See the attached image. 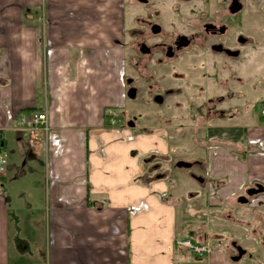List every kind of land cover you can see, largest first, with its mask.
I'll list each match as a JSON object with an SVG mask.
<instances>
[{
    "label": "crops",
    "instance_id": "0c3cea01",
    "mask_svg": "<svg viewBox=\"0 0 264 264\" xmlns=\"http://www.w3.org/2000/svg\"><path fill=\"white\" fill-rule=\"evenodd\" d=\"M123 1L0 0V144L16 133L10 150L23 162L8 161L0 176V264H12V245L21 256L37 252L36 264L42 255L44 264H242L264 249V193L238 203L264 188V120L209 134L194 157L206 161L205 182L187 173L196 186L186 191L172 174L180 169L169 131L132 129L109 113L126 102V70L100 69L94 52L124 42ZM116 24L119 39L102 42ZM35 112L50 128L40 141L26 137ZM27 169L37 183L20 206L1 180ZM23 215L36 239L21 237ZM181 240L212 253L191 254ZM233 245L246 251L238 263Z\"/></svg>",
    "mask_w": 264,
    "mask_h": 264
},
{
    "label": "flooded vegetation",
    "instance_id": "af4514ba",
    "mask_svg": "<svg viewBox=\"0 0 264 264\" xmlns=\"http://www.w3.org/2000/svg\"><path fill=\"white\" fill-rule=\"evenodd\" d=\"M133 3L127 9L132 12L123 66L127 70L125 100L137 107L130 106L123 112V124L135 129L142 117V107L162 122H174L176 117L191 122L200 119L207 134L202 136L204 142L209 134L220 137L225 133L227 127L223 126L227 123H230L228 133L236 129L244 105L249 113L264 119V112L255 111L258 103L264 104V82L258 81L256 71L259 57L264 58V0H133ZM153 107L165 110L154 111ZM181 111L188 114L180 118ZM198 129H194L196 134ZM202 149L208 150L207 145ZM160 162L164 160L154 161L156 169L161 168ZM179 163L191 165L190 169L180 170L199 173H190L191 179L205 182L206 161L178 158L175 168L179 169ZM158 177H166V173ZM256 186L247 190L238 203L243 204L241 199H246L248 204L243 205H249L258 195L249 197L248 192ZM233 246L231 259L238 263L246 251Z\"/></svg>",
    "mask_w": 264,
    "mask_h": 264
},
{
    "label": "rangeland",
    "instance_id": "374dc122",
    "mask_svg": "<svg viewBox=\"0 0 264 264\" xmlns=\"http://www.w3.org/2000/svg\"><path fill=\"white\" fill-rule=\"evenodd\" d=\"M124 4L123 6H125V18H124V30H125V37H124V42H118L120 45L124 46L119 47V46H110L109 49L104 52V50H102L101 48H99L98 52H94V54L99 55V57H94L95 59V63L97 65V67H99L100 69H104V70H111L112 66H113V70H124V67L122 68L123 65V59L124 57H126V40H127V35H126V30L130 27V23H129V18H130V14L132 12V10H127L128 7H131V4L133 3V0H124L123 1ZM131 4H130V3ZM127 3V4H126ZM134 4V3H133ZM120 30H123V27L121 28V24H116L114 25V27H109L107 28L108 33L105 32V34H103V38L100 39L102 40V42L111 44V39L115 38L116 40L119 39L120 37ZM110 35H111V39H110ZM104 48V47H103ZM106 49V48H104ZM105 54V56L103 55ZM258 68L259 70H256L259 76L258 81L264 82V70H262L264 68V58L259 57L258 59ZM127 71V70H126ZM250 70H248L247 72H249ZM184 72V71H182ZM126 77V75H125ZM250 79L248 81V83L250 84ZM243 82L245 83L246 80L244 78ZM246 88V87H245ZM248 88V87H247ZM260 90L262 91V87L260 86ZM244 94V93H243ZM182 98H179V101H181ZM114 100L112 99L111 102H113ZM244 101V100H243ZM244 104H246L245 102H243ZM119 105V104H118ZM123 107L119 108V109H114L110 110L109 109V113L113 115L115 121L120 124V122L122 123L123 121V112L128 111V109L130 108V106L136 108L137 106H135L136 104H131L128 100L123 103ZM245 106V105H244ZM242 106V117L240 120H238L235 125H236V130L250 126V125H254L255 123H259L261 120L264 119H260L262 117L257 118L256 115H254L253 113L251 114V112L249 113L248 110H245V107ZM150 108V107H149ZM140 110V109H139ZM154 111H164L165 108H155L153 107ZM258 111V114H261L262 112H264V104L262 103H258L257 106L255 107V111ZM141 111V115L142 117H140L138 119L137 125L141 128H154L157 126H163V129H166L169 131L170 133V137H171V142L173 143V145L176 146V148L174 149L173 152H175V159L177 160L178 158H182L185 160H191L194 157H196L197 155L203 154V152L205 150H203L202 148L204 146H206V143H203L202 139L204 137H202L203 135H207L206 134V129H204L205 125H203V123L200 121V119H198L196 122H191V121H187V120H182L179 118H174V122H169V123H165L161 120H158L157 118L153 117V113L149 112L147 109L144 110L142 107ZM251 111H252V107H251ZM188 114V113H187ZM184 112H180V115L178 117L182 118L181 116L187 115ZM175 115H178V113H175ZM253 115V116H252ZM230 123H227L226 125H224L223 127H228ZM201 128V129H198ZM194 129H198L199 133L196 134ZM26 137H28V134H26ZM7 142H9V147H7L4 152L6 153L7 157H8V161L9 162H16L18 166H22L23 162L21 159L17 158V156L14 154V152H12V150H10V145L14 144L16 142V133H9L6 136ZM198 140V143H197ZM212 141V140H211ZM201 145L202 148H200L197 145ZM178 145V147H177ZM14 151V150H13ZM30 166H28L29 168ZM29 171H27V176L23 177L21 180L18 181H14L12 180V174L8 175V177L6 179H2V184H7V190H8V194L11 195L12 198H14L15 203H19L20 206L25 204V197L24 196H28L29 193H31L33 191V189L35 190L36 187V183H37V179L33 180V177H31L29 175L30 169H27ZM175 175V183H177L178 181L180 182H185L186 185L184 186L186 191L187 190H191L192 188H194L193 186H196L195 183H193L191 180L188 179L187 177V173H191V174H199L197 171L195 170H173L172 171ZM11 173V172H10ZM37 178V177H36ZM23 193H25V195L23 196ZM42 194H43V190H42ZM19 199H21L19 201ZM41 199V198H40ZM14 207V205H13ZM29 218H26V215H23V218L20 219V223L22 225L21 228H19V230L21 231V237L30 240V238L36 239L37 235L33 236V229L32 226H30L28 224L29 222ZM13 234L16 231V226L15 224H13ZM262 232L259 234L261 239H264V236L261 235ZM239 237V236H237ZM262 244L264 243V240H261ZM245 244V243H244ZM245 246H248L247 243ZM261 244L260 246H258L257 251L253 254V259H245V260H241L240 262L242 264H264V249H261ZM11 263L12 264H36L38 263L39 260V255L37 252L35 251H29V253H25L24 256H21V254H19L16 249L15 246L12 245L11 246ZM44 257L42 255V259L40 260L39 264H44Z\"/></svg>",
    "mask_w": 264,
    "mask_h": 264
},
{
    "label": "built area",
    "instance_id": "2783aa9c",
    "mask_svg": "<svg viewBox=\"0 0 264 264\" xmlns=\"http://www.w3.org/2000/svg\"><path fill=\"white\" fill-rule=\"evenodd\" d=\"M50 133V128L48 126L47 114L43 112H35L29 121V126L27 129L28 138L31 141H40L43 138H47ZM8 157L6 153L2 150L0 144V176H4L8 171ZM177 245L184 248L191 254L196 255H207L212 253V248L209 245L203 243H194L191 240H181L177 242Z\"/></svg>",
    "mask_w": 264,
    "mask_h": 264
},
{
    "label": "water",
    "instance_id": "95a60500",
    "mask_svg": "<svg viewBox=\"0 0 264 264\" xmlns=\"http://www.w3.org/2000/svg\"><path fill=\"white\" fill-rule=\"evenodd\" d=\"M177 167L179 169H190L191 168V165L190 164H187V163H179L177 165ZM263 193H264V188L261 185H258V186H256V189L250 190L248 192V196L249 197H253V196H256V195L263 194ZM240 203L248 204V200L241 199Z\"/></svg>",
    "mask_w": 264,
    "mask_h": 264
}]
</instances>
